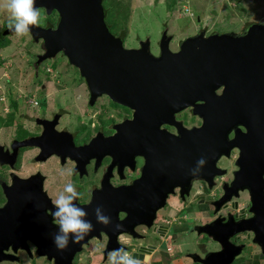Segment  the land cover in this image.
<instances>
[{
    "label": "water",
    "instance_id": "obj_1",
    "mask_svg": "<svg viewBox=\"0 0 264 264\" xmlns=\"http://www.w3.org/2000/svg\"><path fill=\"white\" fill-rule=\"evenodd\" d=\"M103 1L36 0L37 8L47 16L54 11L58 20L55 28L33 26L26 34L39 46L35 72L45 61L61 55L79 71L91 106L97 97L106 96L136 113L142 111L141 107L163 110L168 119L158 121L146 114L125 121L115 126L116 135L101 142V150L114 160L119 150H142V174L131 185L120 188H106L105 179L88 205H78L88 212L95 228L78 242H70L67 249L60 250L53 243L58 226L46 208L51 213L55 208L42 182L37 186L31 180H19L4 191L7 203L0 209V264L19 263V252L30 259L73 264L84 247L103 237L105 263L112 249L124 247L129 251L118 238L139 239L135 229H150L170 196L177 193L184 202L197 182L213 188L215 179L226 174L217 163L230 158L233 150L238 152L236 171L231 181L222 185L223 195L217 206L247 194L252 216L237 222L230 219L223 227L213 222L198 228L218 243L220 250L191 257L197 264H232L243 247L231 244L229 239L243 232L253 233L254 243L264 255V24L251 21L237 30L197 33L182 39L176 50L170 48L174 36L164 27L154 50L148 37L137 38L136 47L125 48L124 40L110 31ZM16 35L14 28L8 27L0 33V39ZM187 108L201 120L200 127L186 129L175 121V115ZM162 123L175 127L176 134L161 133ZM135 137L142 140L140 146ZM148 143L155 145L158 157L147 155ZM93 144L71 149V158L78 160L84 152L93 151ZM2 158L0 152L1 166L6 163ZM201 158L206 160L204 166L198 163ZM97 206L111 218L110 225L96 223ZM116 225L121 226L119 231ZM27 240L34 245V252Z\"/></svg>",
    "mask_w": 264,
    "mask_h": 264
},
{
    "label": "flooded vegetation",
    "instance_id": "obj_2",
    "mask_svg": "<svg viewBox=\"0 0 264 264\" xmlns=\"http://www.w3.org/2000/svg\"><path fill=\"white\" fill-rule=\"evenodd\" d=\"M175 1L176 0H174V6H176ZM177 1L181 4L183 0ZM230 1L232 5H234L229 7L231 8L230 11L235 13L237 11L236 3L238 1ZM184 3H187L188 6L190 5L187 0L184 1ZM40 11L41 15L44 17V23L39 24V26L43 28H55L58 20L57 14L53 11L50 16H47L44 10ZM240 16L243 19L249 18V16ZM196 21L197 24H200L201 20L199 15ZM247 21L249 22L250 19ZM248 22H243L242 25ZM262 24H264V22H262ZM226 25L232 26L230 23H226L225 25H221V27ZM8 27H10V25L4 27L3 30ZM207 27L208 26L200 27L191 35L201 32L210 35L231 31V29L221 30L218 28L208 33ZM163 28L164 27H162L159 33L158 39L163 32ZM167 34L173 35L174 38L176 36L174 32L169 33L168 29ZM191 35L185 36L182 39ZM4 39L5 38H3L2 41H4ZM182 39L177 41V46ZM37 47L39 49L38 45ZM39 54L40 52L35 55L38 56ZM39 68L36 73H38ZM42 68L43 67H41V69ZM71 69L75 68L63 67L60 69L58 74L60 75L59 80H56L53 84L55 90V96L53 98L47 93L46 86L49 83L48 81L42 83L40 89L36 86L35 90H31L28 95L24 96L20 94V87L15 90L14 84L8 86L7 83L5 88L7 91L5 96H3L5 98L0 95V98H3L5 103L2 113H0V131H4V134H6L5 131L9 130V133L12 131V134H9L10 139L4 138L0 141V152L3 156L2 161L6 162L2 166L0 165V209L7 203L4 191L12 188L14 186L13 184L19 180H31L37 186L39 185L38 182H42L43 191L53 205L54 200L59 193L63 191L64 186L68 183H72L80 193V198L77 199L75 203L79 206H85L91 202L93 193H98V191L101 190L102 183L105 179H107L108 183L106 184V188L110 189L127 187L141 177L142 169L145 164L142 150L136 147L125 149L126 152L124 153H121V150H119L117 156L115 153L116 159L114 160L111 155L106 154L107 152L105 150H101V142L116 135L115 126L118 124L125 121H134L136 118L145 116L146 114L147 116L150 115L151 118L158 119V121H165V119H168L165 113L163 110L159 112L158 110L155 111L144 107H141V112L136 113L134 110L113 103L106 96L97 97L91 106L86 84L81 78L79 71L75 69L78 73L77 79L67 80L66 77L64 78L62 73L65 74V72L71 71ZM51 70L53 71L52 68ZM51 70L47 69V71ZM43 71L45 73V69H43ZM35 78H37V75ZM68 88L74 89L70 90L69 94H66ZM83 90L85 95L82 93ZM13 91L15 93H13ZM74 91H76V93H74ZM218 93L219 91H217V94ZM84 96H86L87 102L78 104V101L82 100ZM103 98H105L112 107L108 111H105V109L101 107V99ZM98 103L99 105L97 106ZM34 109L37 111H33ZM73 109L76 110L74 111ZM174 118L175 121L179 122L186 129L198 128L201 126V120L192 114L190 108L179 112ZM159 130L163 131L161 133L166 131L171 134H176L177 132L175 127L165 123L161 124ZM135 135H138V133L136 132ZM232 137L233 135H231L230 138ZM146 138L149 140L148 138L150 137ZM134 141L137 146H140L139 143L142 140H138L135 137ZM25 142L30 144L20 146V144ZM91 142L94 143L93 149H91L93 151L84 152L82 157L78 160H73L71 158V149L85 148L91 144ZM147 149L148 156L152 157L154 154L158 157L159 153L155 150V145L153 146L148 143ZM155 152L157 154H155ZM13 154L14 157L12 156ZM237 157L238 152L233 150L230 158H222L220 161L233 160V165H235ZM52 160H55L58 164L57 170L54 169L52 164L48 165ZM218 163L217 166L226 171L225 176L216 178L215 181L218 179V182H216V185L211 189H208L205 183L197 182L201 187L199 191L203 194L196 202L191 204V207H189L191 209L189 216L186 213L182 217L178 216L170 220L171 210L167 209L169 207L167 203H169L170 196L166 201L165 207L157 212L156 219L150 229L144 226L137 227L135 231L139 235V239L134 240L131 237L123 236L118 238L119 244L129 248V251L132 250L133 255H137V257L141 256L139 258L144 261V264H164L163 254L167 252L169 243L175 245L176 242H178L177 246H175L176 255L169 264L185 261L191 264H197L194 263V259L191 257L192 254L196 252L187 251L185 253H180L178 250V248L181 247L180 245L183 238L186 239L188 236H195L197 239H206L208 242L213 243V248L208 249V251L200 255H205L208 252H218L220 250V245L213 242L205 233L199 232L198 228L213 222L223 227L228 224L229 221L231 222V220L237 222L239 220L249 219L252 216L249 212L250 201L247 194L241 193L239 197L233 198L228 203L217 206V201L223 195L222 185L228 184L232 179L233 172L236 171V166L233 171L229 172L228 169L219 166ZM48 167H53V170L50 169V173L47 170ZM35 174H37L38 177H33ZM212 190H216V192L210 197L209 193H211ZM243 196L244 200L240 202ZM174 197H177L178 201H181L177 193ZM189 198L190 196L185 200L187 203L191 202V200H188ZM181 209L187 212L184 208ZM182 210H180V212H183ZM46 211L49 217H52L51 209L46 208ZM202 214L205 218L200 221L198 216L202 217ZM119 217L123 218V214L120 213ZM189 220L191 221L190 223L188 222ZM53 223H55V221H53ZM92 241H96V243L98 242L102 246V248L100 246V254L98 255L101 260L99 261L100 263H98L101 264L102 262L104 264L102 252L105 249V238L103 237L99 241L95 239ZM229 242L235 246L243 247L241 254L234 259L232 264H237L239 261L249 263L251 260L258 264L260 262L264 263V255L261 254L258 245L254 243L253 233L243 232L236 234L229 239ZM27 246L34 252V245L30 241L27 242ZM162 246H165V252L162 251ZM21 256L29 259L24 252L18 253V257L21 258ZM34 258L46 261V259L43 258L33 257V259ZM20 261H22V259H20ZM106 262H108V260ZM46 263L53 264L51 262Z\"/></svg>",
    "mask_w": 264,
    "mask_h": 264
},
{
    "label": "rangeland",
    "instance_id": "obj_3",
    "mask_svg": "<svg viewBox=\"0 0 264 264\" xmlns=\"http://www.w3.org/2000/svg\"><path fill=\"white\" fill-rule=\"evenodd\" d=\"M184 1L186 0H183L181 4H179L176 0V6H173V3L170 9L168 8L169 0H124L122 7L120 5L116 7L114 4L110 6L109 1H103V6L110 8V10H108L106 20L108 25H112L110 28L111 33L119 37L118 34L122 30L126 31L124 42L125 48L136 47L137 38L144 40L148 37L151 41L152 49L154 50V48H156V43L159 40L158 37L162 27H167L169 33L174 32V34H176L173 42L170 45L172 50H176L178 43L177 41L179 39L193 34L200 27L208 26L207 29L209 33L218 28L221 30L239 29L241 27L240 25H242L243 22H248L247 20L249 19V22H264V0H232L238 1L236 3L237 11L235 13L230 11L231 8L229 7L234 6L230 0H187V2L190 4V7L187 3H184ZM111 12H113V15ZM198 15L201 20L200 24H197L196 21ZM240 15L243 17L249 16V18L243 19ZM43 20L44 17L41 15L40 24L44 23ZM11 22L10 14L3 7V0H0V33L3 31V28L10 25ZM226 23H230L232 26L226 25L221 27V25H225ZM39 52L40 51L37 45L30 40L29 36L16 35L12 38H5L4 41L0 39L1 97L5 96L7 91V89H5L7 83L8 86L14 84L15 88H12L15 90L20 87V94L24 96L28 95L31 90H35L36 86H38L40 89V85L46 81L49 82L46 86L47 93L51 98L55 96L53 84L56 80H59L60 75L58 74L60 69L71 66L68 65L67 61L61 55H58L54 60H47L40 66L38 70V76V73L34 71L33 64L37 58L35 54ZM41 67L43 68L41 69ZM43 69H45V73ZM47 69L51 71H47ZM62 74L64 75V78H67V80L77 79L78 77V73L75 69L65 72L66 76L64 73ZM36 75L37 78H35ZM73 89L74 88H68V92L66 94H69V91ZM13 93L15 92L13 91ZM74 93H76V91H74ZM82 93L85 95L84 90ZM3 98H0V113H2V109L5 104ZM85 102H87L86 96H84L82 100L78 101V104H84ZM98 105L99 103L97 106ZM101 107L104 108L105 111H108L110 108H112L105 98L101 99ZM73 110L75 111L76 109ZM33 111L36 112L37 110L34 109ZM0 133L1 141L4 138H9V134H12V131L10 133L9 130L5 131L6 134H4V131H0ZM50 164H52L54 169L57 170L58 164L55 160L50 161L48 165ZM233 164V160H222L218 163L219 166L228 169L229 172L235 169V165ZM53 167L47 168L49 173L51 172L50 169L53 170ZM216 182H218V179ZM200 188V184L197 183L193 186V189L190 193V198L188 199L191 200L190 203H187V201L183 203L182 201H178L177 197L175 198L174 196H171L169 203H167L169 206L167 209L171 210L170 220L177 218L178 216L182 217L186 213L188 216L190 215L191 209L189 207H191V204L196 202V200H198V198H200L203 194L199 191ZM215 192L216 190H212L211 193H209V196L211 197ZM243 200L244 196L240 202H243ZM181 208H184V210L187 212L183 211ZM180 210L183 212H180ZM198 218H200L201 221V219L204 220L205 217L202 214V217L198 216ZM188 222L190 223L191 221L189 220ZM177 243L178 242H176L175 245L169 243V250H167V252H165V246H162L161 249L163 252H165V254H163V260L165 261L164 264H169V262L173 260V257L176 255L175 246H177ZM100 246L101 245L98 242L96 243V241H91L90 244L83 249V252L76 256L73 264H99V261L101 260L100 256H98L100 254ZM180 246L181 247L178 248L180 253L190 251L196 252L198 255H200L203 252L208 251V249L213 248V243L208 242L206 239H197L195 236H188L186 239L183 238ZM20 259H22V261L19 263L3 262L1 264H47V261L42 259H26L23 256H21ZM249 263L254 262L251 260ZM249 263H245V261H239L237 264ZM101 264L103 263L101 262ZM104 264H108V262H105ZM175 264L191 263L185 261L178 263L175 262ZM259 264L264 263L260 262Z\"/></svg>",
    "mask_w": 264,
    "mask_h": 264
},
{
    "label": "clouds",
    "instance_id": "obj_4",
    "mask_svg": "<svg viewBox=\"0 0 264 264\" xmlns=\"http://www.w3.org/2000/svg\"><path fill=\"white\" fill-rule=\"evenodd\" d=\"M3 7L10 14V27L14 28L18 36L29 34L33 26L41 23V11L36 7V0H3ZM198 163L204 166L206 160L201 158ZM79 198L76 186L68 183L53 202L55 211L52 216L58 226V231L53 234V243L60 250L67 249L70 242L74 244L94 231L95 226L88 219V212L75 203ZM94 216L98 224H111V218L104 214L101 206L94 209ZM120 228V225H116L117 231ZM107 260L108 264H144L143 260L124 247L109 251Z\"/></svg>",
    "mask_w": 264,
    "mask_h": 264
},
{
    "label": "trees",
    "instance_id": "obj_5",
    "mask_svg": "<svg viewBox=\"0 0 264 264\" xmlns=\"http://www.w3.org/2000/svg\"><path fill=\"white\" fill-rule=\"evenodd\" d=\"M105 1H109V3H110V6L111 5H116V7L118 6V5H120L121 7L123 6V4H124V0H105ZM169 4H168V8L170 9L171 7H172V5H173V3H174V0H169V2H168ZM174 6V5H173ZM106 7V6H105ZM104 7V8H105ZM113 8V7H112ZM105 10H106V12H107V14H108V10H110V8L109 7H106L105 8ZM112 13V15H113V12H111ZM107 18V17H106ZM107 21V20H106ZM110 25V24H109ZM112 27V25H110V28ZM119 37L120 38H122L123 40H124V42H125V37H126V31L125 30H122L119 34ZM246 263V262H245ZM249 264H258V263H249Z\"/></svg>",
    "mask_w": 264,
    "mask_h": 264
},
{
    "label": "built area",
    "instance_id": "obj_6",
    "mask_svg": "<svg viewBox=\"0 0 264 264\" xmlns=\"http://www.w3.org/2000/svg\"><path fill=\"white\" fill-rule=\"evenodd\" d=\"M169 250V249H168Z\"/></svg>",
    "mask_w": 264,
    "mask_h": 264
}]
</instances>
